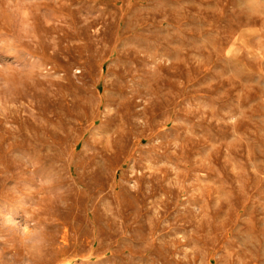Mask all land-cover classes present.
<instances>
[{"label": "rangeland", "instance_id": "374dc122", "mask_svg": "<svg viewBox=\"0 0 264 264\" xmlns=\"http://www.w3.org/2000/svg\"><path fill=\"white\" fill-rule=\"evenodd\" d=\"M0 264H264V0H0Z\"/></svg>", "mask_w": 264, "mask_h": 264}, {"label": "clouds", "instance_id": "9594fccd", "mask_svg": "<svg viewBox=\"0 0 264 264\" xmlns=\"http://www.w3.org/2000/svg\"><path fill=\"white\" fill-rule=\"evenodd\" d=\"M19 227L18 236L21 243L29 250L33 255L39 256L43 252V247L45 245V237L43 231L35 227L32 223L26 222L21 223L20 221L16 222Z\"/></svg>", "mask_w": 264, "mask_h": 264}]
</instances>
